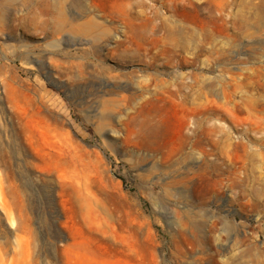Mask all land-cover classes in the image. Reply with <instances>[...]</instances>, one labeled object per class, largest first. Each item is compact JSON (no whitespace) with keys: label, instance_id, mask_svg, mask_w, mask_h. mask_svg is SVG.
Listing matches in <instances>:
<instances>
[{"label":"rangeland","instance_id":"rangeland-1","mask_svg":"<svg viewBox=\"0 0 264 264\" xmlns=\"http://www.w3.org/2000/svg\"><path fill=\"white\" fill-rule=\"evenodd\" d=\"M114 244L264 264V0H0V264Z\"/></svg>","mask_w":264,"mask_h":264},{"label":"crops","instance_id":"crops-1","mask_svg":"<svg viewBox=\"0 0 264 264\" xmlns=\"http://www.w3.org/2000/svg\"><path fill=\"white\" fill-rule=\"evenodd\" d=\"M77 248L78 251L72 253V264H130L128 258L122 254V248L117 245L114 246L112 256L110 255L108 258H101L88 251H81V245H78Z\"/></svg>","mask_w":264,"mask_h":264},{"label":"bare ground","instance_id":"bare-ground-1","mask_svg":"<svg viewBox=\"0 0 264 264\" xmlns=\"http://www.w3.org/2000/svg\"><path fill=\"white\" fill-rule=\"evenodd\" d=\"M241 257V256H240Z\"/></svg>","mask_w":264,"mask_h":264}]
</instances>
